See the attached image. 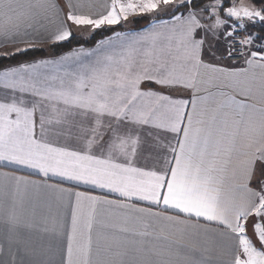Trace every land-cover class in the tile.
<instances>
[{"label": "snow or ice", "instance_id": "snow-or-ice-1", "mask_svg": "<svg viewBox=\"0 0 264 264\" xmlns=\"http://www.w3.org/2000/svg\"><path fill=\"white\" fill-rule=\"evenodd\" d=\"M66 6L0 0V47L24 45L0 59L35 47L30 32L57 44L71 26L151 20L0 68V164L43 177L0 172V264H264V36L248 31L264 28V0Z\"/></svg>", "mask_w": 264, "mask_h": 264}, {"label": "crops", "instance_id": "crops-1", "mask_svg": "<svg viewBox=\"0 0 264 264\" xmlns=\"http://www.w3.org/2000/svg\"><path fill=\"white\" fill-rule=\"evenodd\" d=\"M55 2L60 6V8L63 10V15L66 16V13L68 11L67 6H66V0H55ZM73 3H80L83 5V7L79 8L78 11L84 13V14H96L100 13L103 11L102 5L105 3V0H73ZM181 11H183L181 9ZM164 14L160 13L159 18L166 19L168 18V14H170V10L167 11L168 14H165L166 12H163ZM63 18V17H62ZM146 18V21L141 22V23H131L133 20H139V19H144ZM151 20L150 15L146 16H135V17H130L129 22L126 24L120 25L123 31L127 32H139L149 26V22ZM131 23V24H130ZM51 27V26H50ZM102 29V28H101ZM72 30V35L80 37V38H89L95 31H92L91 29L88 28H77L75 26H71ZM99 30V29H98ZM47 33L44 32L43 30L40 31V33L37 35L35 32H30V35L26 38L29 40V42L34 43L35 47H44L47 46L50 43L46 39ZM96 44L90 46V47H79V48H84V49H91L94 48ZM20 46L23 47V44L20 45H6L5 47H0V52L2 51H14L15 47ZM77 49V48H75ZM72 51V50H71ZM70 52V51H68ZM67 53V52H65ZM63 53V54H65ZM61 54V55H63ZM59 55V56H61ZM59 56H54V57H59ZM54 57H46V58H41V59H47V58H54ZM40 60V59H36ZM212 91H216V89H212ZM174 97H179V98H184V99H190L191 98V92L188 90H174L170 93ZM0 172H9L10 174L16 175V176H21L25 177L30 180H36V181H41L43 180V177L38 175L35 171L27 168H19L17 169L16 166L14 165H6V164H0ZM48 184L52 185H57L59 187H63L66 189H70L73 192L75 191H80V192H85L91 195H106L105 193L101 192L100 190L94 189L91 186L87 185H76L71 181H64L61 180L59 177H51L48 181ZM29 195H35L38 197L40 201H45L50 193L46 189H40L38 192H30ZM108 199H117L114 195L107 194Z\"/></svg>", "mask_w": 264, "mask_h": 264}, {"label": "trees", "instance_id": "trees-1", "mask_svg": "<svg viewBox=\"0 0 264 264\" xmlns=\"http://www.w3.org/2000/svg\"><path fill=\"white\" fill-rule=\"evenodd\" d=\"M135 23H140V20H135ZM252 31L255 30L260 35H264V28L260 24L252 26ZM113 31H123L121 26H113L111 30L106 28L95 31L89 38H80L72 35L67 41L57 44H49L44 47H33L26 54L18 55L15 58L0 59V68L16 65L23 61H32L36 59L59 56L65 52L71 51L79 47H90L97 41L112 35Z\"/></svg>", "mask_w": 264, "mask_h": 264}, {"label": "rangeland", "instance_id": "rangeland-1", "mask_svg": "<svg viewBox=\"0 0 264 264\" xmlns=\"http://www.w3.org/2000/svg\"><path fill=\"white\" fill-rule=\"evenodd\" d=\"M232 2H234L237 6H239V5H241V4H244V5H248V6H252V5H255V6H257V7H259V4H260V0H229V3H232ZM162 14H164L163 12H161ZM165 14H168L167 12L165 13ZM169 15V14H168ZM140 20V23L141 22H144V21H146V18H144V19H139ZM135 20H133L131 23H133ZM130 23V24H131ZM257 24H259V23H257ZM252 29V25L251 24H249L248 25V31L249 32H251V33H254V34H258V35H260L259 33H257L255 30H251ZM264 36V35H263ZM2 52H4V51H2ZM9 52H11V51H9Z\"/></svg>", "mask_w": 264, "mask_h": 264}]
</instances>
